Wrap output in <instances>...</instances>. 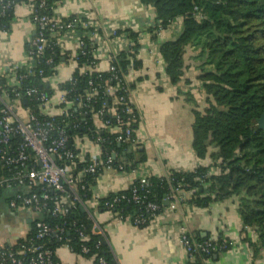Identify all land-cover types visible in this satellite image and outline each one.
Returning <instances> with one entry per match:
<instances>
[{
  "label": "trees",
  "instance_id": "trees-1",
  "mask_svg": "<svg viewBox=\"0 0 264 264\" xmlns=\"http://www.w3.org/2000/svg\"><path fill=\"white\" fill-rule=\"evenodd\" d=\"M57 1L59 0H46L48 10L43 13L51 14ZM138 1L144 6L153 7L154 31L167 29L171 22L177 18L182 19L178 37L163 42L159 48L160 57L165 65V75L172 86L178 84L183 75V56L186 47L198 51V58L203 61V75L200 80L206 106L202 111L196 107L192 110V150L197 158L204 159L208 149L213 147L215 151L210 154L212 168L219 172L208 175L211 173L209 168L200 166L188 172L171 171L166 177L147 178L148 185L141 190L140 181L136 180L128 190L110 194L100 200L99 210L105 211L103 203L111 201L116 195L123 194L129 197L134 188L138 194L146 196L145 203L153 202L159 205L160 209L156 215L166 208V197L175 188L180 199L190 194L186 201L194 207L206 208L213 202L236 198L242 225L257 231V241L250 243L254 254L259 249L264 251V131L257 124L264 113V0ZM13 12V9H10L0 17V31L9 32L14 21ZM91 32L90 28L87 29L86 35L82 38V51L85 55L77 54L76 70L70 80L59 85V90L66 92L68 99L76 98L83 104H86L85 96L91 89H95L97 94L80 109L78 102H74L67 110L68 117L56 118L54 122L57 124H61V121L67 122L68 144L76 154L75 140L86 137L98 145L102 159L114 153L116 158L112 165L116 167L120 164L123 166L122 172L129 171L145 161V156L135 159L131 152L139 115L129 103V95L122 91L123 83H119L116 88L117 82L112 78L116 75L120 78L126 77L129 69L140 67L141 64L135 57L138 36L130 33L133 45L111 59L109 64L114 68L113 71L84 73L81 72L83 66L97 64L93 54L95 46L88 38ZM45 55L51 60V64L43 63L38 68L44 71L42 77L49 78L55 74V68L62 60V56L57 47L53 51H47ZM6 82L5 78H0V92L5 88ZM126 85L129 91L134 88L133 84ZM29 86H36L39 91L48 95L53 93L37 74L22 81L20 91H25ZM106 87L115 88L113 95H107ZM7 91L11 95V89L7 88ZM120 98L121 102H114V99ZM187 98L188 102H192L189 95ZM24 106L34 115L41 117L37 102L28 101ZM126 108H130L132 114L125 113ZM111 109H114L115 115L111 113ZM101 110L104 111L102 121H108L110 125L98 131L93 116ZM117 114L124 122L128 119H135V122L130 121L128 126L124 124L120 131L112 133L110 129L116 128ZM127 127L132 130V134L126 138L123 131ZM119 136L123 137L122 140H118ZM12 143L17 142L13 140ZM89 161L88 156L84 157V163ZM82 166L83 164H79L78 169ZM98 175L99 173L83 178V184L88 189L84 192L85 198L91 197L90 188ZM115 211L120 212L122 219L129 218L131 222L138 215L146 216L143 207L126 202L114 207L113 212ZM41 218L52 228H64L61 235L63 241H58L55 232L37 239L32 224L24 238L17 240L13 245L0 248V260L4 258V264H10L7 260L8 255H15L20 247L41 244L53 252L52 264H59L55 251L64 241L76 254H80L81 246L87 247L89 253L81 256L86 258L95 256L94 264H98L99 258L104 264H117L106 237L102 244L95 248L97 237L89 235L92 221L88 213L79 207L70 208L66 215L55 217L43 211ZM81 230L89 235L86 243L79 240L78 232ZM192 239L197 243L208 240ZM218 254L221 253L212 252L207 255L196 252L192 258H188L187 264H203L205 260Z\"/></svg>",
  "mask_w": 264,
  "mask_h": 264
},
{
  "label": "crops",
  "instance_id": "crops-1",
  "mask_svg": "<svg viewBox=\"0 0 264 264\" xmlns=\"http://www.w3.org/2000/svg\"><path fill=\"white\" fill-rule=\"evenodd\" d=\"M13 14L9 32L0 31V66L28 60L29 43L34 36L28 7L20 5ZM51 14L60 19L79 16L87 23V29L94 32L92 40L88 36L95 46L94 71H107L109 59L126 51L132 43L130 33L138 36L135 57L141 65L129 69L126 81L134 85L128 99L139 115L131 152L135 159L145 156V161L129 171L103 170L90 188L92 199L87 203V210L104 230L117 264H187L189 259L180 241L181 229L195 239L226 238L233 242L228 251L203 264H264V251L259 249L254 254L250 246L257 238L251 239V233L243 229L236 198L213 202L204 208L187 203V195L176 209L165 208L143 227L134 226L129 218L117 219L96 206L95 199L126 191L139 179L166 177L171 171L188 172L198 166L217 173L210 158L215 151L213 147L204 159L197 158L192 150V110L196 107L202 111L206 106L200 80L203 61L198 58V51L186 47L183 75L172 86L159 53L163 42L178 37L182 19L177 18L167 29L154 31L153 7L138 0H59ZM86 30L62 35L59 40L62 60L55 68V75L44 82L54 93V115L59 114V85L68 81L76 70L74 57ZM112 31L116 35L112 36ZM187 95L192 102H188ZM17 114L21 119L26 118L23 110ZM93 122L98 131L104 129L99 116L94 115ZM75 145L80 159L100 157L99 147L86 137L76 139ZM8 196V192L0 195V248L24 238L33 221L39 218L29 210H10ZM55 256L59 264H94L93 259L75 255L65 247H59Z\"/></svg>",
  "mask_w": 264,
  "mask_h": 264
},
{
  "label": "built area",
  "instance_id": "built-area-1",
  "mask_svg": "<svg viewBox=\"0 0 264 264\" xmlns=\"http://www.w3.org/2000/svg\"><path fill=\"white\" fill-rule=\"evenodd\" d=\"M20 5L28 7L29 19L34 26V36L29 43L30 49L28 50L27 62L19 64L4 63L0 66V78L7 80L6 89L2 88L0 92V195L4 192L9 193L7 206L10 210L25 209L39 215V218L33 221L37 239L55 232L57 233L58 241H63L61 235L64 232V228H52L43 222L41 218L43 211H47L55 217L66 215L70 208L79 207L88 213L92 221L89 235L97 237L95 245L97 249L105 240V233L87 210V203L92 197L85 198L86 194L84 192L88 191V189L83 184V178L88 175H96L105 169L111 168L122 172L123 166L118 164L114 167L112 165L116 158L114 153L111 156L106 155L104 159L99 157L90 159L89 162L84 163V159H80L78 154L74 152V149L72 150L69 147L68 136L66 134L67 122L61 121V124L54 122L56 118H67V110L74 102H78L79 109L83 106L85 107L90 99L96 96L97 91L91 89V91L86 93V104L81 103L76 98L68 99L67 93L60 91L57 98L58 115H54V93L48 95L39 91L36 86H29L25 91H20L22 81L33 77L35 74L42 79L43 83L52 78L55 74L49 78L42 77L44 71L38 68L43 63L45 65L51 64V60L45 55L46 52L53 51L56 47L59 49V40L62 35L86 30L88 25L79 16L60 19L52 14L47 15L43 13L48 10L46 0H0V17L4 16L6 11L10 9L14 11ZM111 35H116V32L112 31ZM93 36L95 34L91 32L89 38L92 40ZM91 40L90 42L94 45V42ZM132 45L130 43L129 47ZM82 47L83 42L81 38L78 42V51L75 57L78 53L85 55ZM75 57L74 61L76 62ZM114 57L112 56L109 62ZM95 66L96 64L83 66L81 72H92ZM35 70H37L36 73ZM113 70L114 68L109 64L107 71ZM112 80L117 82L116 88H118L119 83H123L121 89L129 95L130 91L126 85L128 83L126 77L121 76L120 78L116 75ZM10 82L14 85L8 84ZM105 85H107V82H105ZM15 86H18V88ZM7 88L11 89L10 93L12 96L8 93ZM114 91L115 88L112 87H106L105 89L107 95L110 96L113 95ZM121 100L122 98L114 99V102L119 103ZM23 101L37 102L41 117L34 115L26 108L23 105ZM18 110L26 112L25 119H21L18 116ZM110 111L115 115L114 109ZM79 113H81L80 110ZM103 113L104 111L101 110L95 115L99 116L102 121L101 116ZM125 113L130 115L132 114V110L126 108ZM130 121L134 123L135 119H128L124 122L117 114L115 116L116 128H112L116 131L113 133L120 131V127L124 126V124L128 126ZM102 124L104 129L110 125L108 121H102ZM131 134L132 130L128 127L123 131V135L126 138L130 137ZM122 138V136H119L118 140H122ZM13 140L18 145L17 143H12ZM79 164H83L80 169H78ZM211 174L208 173V175ZM139 181L140 190L148 185L147 178L139 179ZM176 191V188L171 190L170 194L166 197V208L174 210L182 200L177 196ZM100 200L102 199H95L96 206L100 205ZM145 200L146 196L138 194L137 189L134 188L129 197L123 194L116 195L111 201L103 203V206L106 208L105 211L117 219H122V216L120 212H113V209L123 202L143 207L146 216L138 215L132 221L134 226L139 227L156 217V212L160 209L156 203H145ZM243 229L251 233V239L257 238L258 235L255 229H249V227H243ZM89 235L85 234L82 230L78 232L81 243H86L89 240ZM180 241L188 258H192L191 256L196 252L207 255L212 252L224 253L231 248L233 243L226 238L208 239L202 243H197L184 229H181ZM61 247H65L74 253L65 241ZM88 253L89 249L81 246L80 254H74L81 256ZM52 255L53 252L43 244L31 247L22 246L15 252V255L9 254L7 260L10 261V264H52ZM15 256L20 258L17 259ZM94 258L95 256H91V259ZM4 262L5 259L2 258L0 263L4 264ZM97 262L98 264H104L100 258Z\"/></svg>",
  "mask_w": 264,
  "mask_h": 264
},
{
  "label": "water",
  "instance_id": "water-1",
  "mask_svg": "<svg viewBox=\"0 0 264 264\" xmlns=\"http://www.w3.org/2000/svg\"><path fill=\"white\" fill-rule=\"evenodd\" d=\"M23 104L25 105L26 102L23 101ZM257 124H258V127H259L261 130L264 131V113H263V114L261 115V117L259 118ZM166 205H167V203H165V206H166Z\"/></svg>",
  "mask_w": 264,
  "mask_h": 264
},
{
  "label": "rangeland",
  "instance_id": "rangeland-1",
  "mask_svg": "<svg viewBox=\"0 0 264 264\" xmlns=\"http://www.w3.org/2000/svg\"><path fill=\"white\" fill-rule=\"evenodd\" d=\"M249 229H251V228H249ZM258 237V236H257ZM257 240H255V242H256ZM262 257V256H261Z\"/></svg>",
  "mask_w": 264,
  "mask_h": 264
}]
</instances>
